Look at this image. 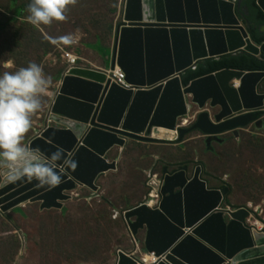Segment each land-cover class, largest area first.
<instances>
[{
  "label": "water",
  "instance_id": "water-1",
  "mask_svg": "<svg viewBox=\"0 0 264 264\" xmlns=\"http://www.w3.org/2000/svg\"><path fill=\"white\" fill-rule=\"evenodd\" d=\"M256 4L264 13V0ZM236 7L232 0H127L107 67L118 66L130 88L102 70L66 75L45 127L1 171L0 211L27 203L61 209L80 187L96 193L99 176L117 169L108 153L129 139L154 143L177 133L182 141L198 132L211 142L251 123L258 128L264 71L223 69L183 83L187 71L209 59L258 55ZM194 106V121L177 129ZM156 181L149 186L158 192L157 204L123 215L133 237L144 230L143 251L158 260L119 251L116 264H238L264 257V227L248 225V210L223 206L227 189L210 188L200 167L192 173L187 166L164 167Z\"/></svg>",
  "mask_w": 264,
  "mask_h": 264
},
{
  "label": "rangeland",
  "instance_id": "rangeland-1",
  "mask_svg": "<svg viewBox=\"0 0 264 264\" xmlns=\"http://www.w3.org/2000/svg\"><path fill=\"white\" fill-rule=\"evenodd\" d=\"M124 8L125 0H0V172L12 152L45 127L66 70L62 55L73 52L81 63L97 64L91 47L114 48ZM102 56L108 65V51ZM258 91L264 93V83ZM197 111L192 107L189 123L181 125L190 126ZM262 113L258 128L229 133L215 147L217 140L198 132L156 146L130 142L97 193H76L61 209L27 204L0 211V264H116L119 251L142 258L145 232L133 237L123 213L151 202L149 182L160 180L163 162L169 170L187 166L189 173L200 167L210 185L227 189L223 206L247 209L248 223L264 227Z\"/></svg>",
  "mask_w": 264,
  "mask_h": 264
},
{
  "label": "trees",
  "instance_id": "trees-1",
  "mask_svg": "<svg viewBox=\"0 0 264 264\" xmlns=\"http://www.w3.org/2000/svg\"><path fill=\"white\" fill-rule=\"evenodd\" d=\"M236 12L242 20L244 27L247 29L251 41L259 47L258 55L253 56L250 53L241 52L237 55L224 56L220 59H209L204 63H199L196 69H191L184 74L183 83L185 86L195 79L223 69L264 71V31L261 30L264 26V13L257 6L256 0H237ZM262 83H264V81H262ZM262 114L263 113H259V116ZM150 203L153 204V202ZM37 204L39 203L32 205L38 206L41 211V207ZM238 264H264V257L243 261Z\"/></svg>",
  "mask_w": 264,
  "mask_h": 264
},
{
  "label": "crops",
  "instance_id": "crops-1",
  "mask_svg": "<svg viewBox=\"0 0 264 264\" xmlns=\"http://www.w3.org/2000/svg\"><path fill=\"white\" fill-rule=\"evenodd\" d=\"M125 1H127V0H125ZM236 5H237V1H236V3H235ZM125 9L126 8H124V13H123V15L125 14ZM117 29V28H116ZM114 37H115V39H116V30H115V32H114ZM115 39H114V42H115ZM113 49L114 48H110V47H105V48H102V47H99L98 49H97V46H93V48L91 47V50H93V51H96V52H98V55H99V57H100V59H97V64H94V62L92 63V62H90V61H86V62H90V63H88V64H83V63H81L80 62V66L85 70L86 68L85 67H89V68H93V69H97V68H100V69H106V68H108V69H111V68H109V67H107L108 65H109V63H111V60H112V52H113ZM107 52L108 51V54H109V56L107 57V59L109 58V62H108V65H106V63L104 62V58H103V56H102V54H103V52ZM198 65V64H197ZM88 70V69H87ZM109 78V77H108ZM261 93V92H260ZM56 97V96H55ZM54 100V99H53ZM186 117H188V116H186ZM186 117H184L183 119H185ZM181 120H179V122H180ZM179 122H178V124H179ZM250 125H253L252 123L250 124ZM189 126V125H188ZM188 126H186V127H184V128H188ZM242 130H244V129H240L239 131H242ZM41 131V130H40ZM39 131V132H40ZM39 132L38 133H36L34 136H32L26 143H25V145L23 146V149H21L20 151H22V152H24V150L26 149V147H27V145H28V143L33 139V138H35L38 134H39ZM200 134V133H199ZM227 134H229V133H227ZM227 134H223L221 137H220V141H218V143L217 142H213L212 143V146H214L215 147V145H217V144H221V142H223L222 140H223V138H225L226 136L225 135H227ZM188 135V134H187ZM186 136V135H185ZM175 137V136H174ZM175 139V138H174ZM173 140V139H172ZM172 140H170L169 142L171 143V141ZM130 142H133V143H135V144H138V145H148V144H154L155 146H156V144H159L158 142H154V143H149V142H142V141H137V140H133V139H129L128 141H127V144H129ZM162 142H168V141H162ZM178 142H181V141H178ZM127 144H126V146H127ZM125 147V146H124ZM124 147L122 148V147H115V148H117V149H113V150H111L109 153H108V155H107V160L109 161V162H111V161H114V160H116L117 159V152H120L121 153V151L122 150H124ZM132 149H133V147H132ZM116 150V151H115ZM20 151L18 152V151H13L12 152V154L9 156V158L7 159L8 161L12 158V157H14V156H16V155H19L20 154ZM21 152V153H22ZM6 156V155H5ZM4 156V157H5ZM3 159V158H2ZM1 159V160H2ZM6 160V161H7ZM154 160H158V158L157 157H153V158H151V160L150 161H148L149 163H152V162H154ZM4 161V160H3ZM7 161V162H8ZM117 169H118V159H117ZM157 165H159V164H157ZM156 165V166H157ZM165 165V166H164ZM5 166V164L3 165V167ZM2 167V168H3ZM162 167L164 168V167H168L167 166V164L166 163H164L163 162V165H162ZM177 167V166H176ZM163 168H161V169H163ZM169 168V167H168ZM110 172H114V171H110ZM110 172H107V173H105V174H102V175H100L99 176V178L97 179V181H96V185L98 186V183H99V180L100 179H102V177H104V176H107V174H109ZM162 172V171H161ZM0 174H1V172H0ZM156 174V173H155ZM203 178V180H205L206 182H207V184H208V186L210 187V188H218L216 185H210L209 183H208V181L206 180V178H204V177H202ZM100 184V183H99ZM99 189L98 190H100V187H98ZM222 188H224V187H222ZM84 190H88L89 191V189H87V188H85V187H80V188H78L77 190H76V192L75 193H82ZM90 193L91 194H95L94 192H92V191H89V195H90ZM97 193V192H96ZM27 204H30V203H27ZM26 204V205H27ZM140 204H142V203H139V204H137V205H135V206H132V207H136V206H138V205H140ZM149 204H151V203H149ZM37 205H39L40 206V204H37ZM132 207H130V208H132ZM130 208H128V209H130ZM128 209H126V210H128ZM236 210V209H235ZM125 211V210H124ZM250 217V216H249ZM141 231H143V230H141ZM141 231H139V233L141 232ZM144 254V253H143Z\"/></svg>",
  "mask_w": 264,
  "mask_h": 264
},
{
  "label": "built area",
  "instance_id": "built-area-1",
  "mask_svg": "<svg viewBox=\"0 0 264 264\" xmlns=\"http://www.w3.org/2000/svg\"><path fill=\"white\" fill-rule=\"evenodd\" d=\"M233 2H235L236 3V1L237 0H232ZM62 58H63V60L65 61V63H66V70H65V72H64V75H63V77H62V79H61V82H62V80H63V78L66 76V75H70V73L73 71V69H76V68H81V69H83L79 64H80V62H81V59H80V57L78 56V55H76L75 53H73V52H65L63 55H62ZM196 66H197V64L192 68V69H196ZM86 69H93V68H89V67H85ZM97 70H102L103 72H105L106 74H107V76L110 78V79H112V81H113V83H116L117 85H119V86H121V87H123V88H125V89H128V88H130V85L126 82V75H125V73L117 66L115 69H97ZM235 83V82H234ZM61 85V84H60ZM59 85V86H60ZM235 87V86H234ZM51 109L49 110V112H48V116L51 114ZM183 120H187L188 121V123H189V119H182L180 122H179V124H178V126H177V129L178 128H184V127H186V126H188V125H186V126H182L181 125V122L183 121ZM51 124V123H50ZM177 132V131H176ZM176 135H177V133H176ZM177 140V139H176ZM159 181V180H158ZM153 194V195H152ZM75 195H77V194H75ZM74 195V196H75ZM149 199H150V201H153V206H155L156 204H157V202H158V200H159V195H158V192L156 191V190H153L152 191V193L150 194V196H149ZM148 205H151V204H149V203H147ZM243 209H245V208H243ZM247 210V209H246ZM249 216H251L250 215V213H249ZM134 241H135V239H134ZM136 242V241H135ZM152 255L154 256V253H152ZM158 260V258L156 257V256H154V260H153V262H155V261H157Z\"/></svg>",
  "mask_w": 264,
  "mask_h": 264
},
{
  "label": "bare ground",
  "instance_id": "bare-ground-1",
  "mask_svg": "<svg viewBox=\"0 0 264 264\" xmlns=\"http://www.w3.org/2000/svg\"><path fill=\"white\" fill-rule=\"evenodd\" d=\"M125 15V14H124ZM249 47V46H248ZM249 49L250 50H254L251 46L249 47ZM184 121V120H183ZM150 201V200H149ZM151 202H153V201H151ZM150 203V202H149ZM149 206H151V205H149ZM151 207H153V206H151ZM247 223H248V221H247ZM248 225H253L254 227H256L257 229H259V228H261V227H258L259 226V223L258 222H254V223H251V224H249L248 223ZM144 253V254H143ZM142 253V258H141V260H143L144 262H153V260H154V256L152 255V254H150V253H147V252H143Z\"/></svg>",
  "mask_w": 264,
  "mask_h": 264
},
{
  "label": "clouds",
  "instance_id": "clouds-1",
  "mask_svg": "<svg viewBox=\"0 0 264 264\" xmlns=\"http://www.w3.org/2000/svg\"><path fill=\"white\" fill-rule=\"evenodd\" d=\"M127 2V1H126Z\"/></svg>",
  "mask_w": 264,
  "mask_h": 264
}]
</instances>
